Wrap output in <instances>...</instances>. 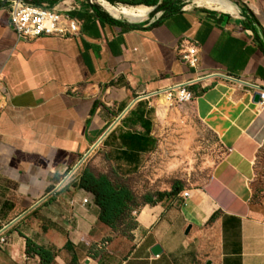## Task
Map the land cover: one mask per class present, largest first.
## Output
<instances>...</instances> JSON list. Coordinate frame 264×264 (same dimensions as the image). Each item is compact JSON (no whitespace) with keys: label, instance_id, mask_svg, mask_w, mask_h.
<instances>
[{"label":"crops","instance_id":"0c3cea01","mask_svg":"<svg viewBox=\"0 0 264 264\" xmlns=\"http://www.w3.org/2000/svg\"><path fill=\"white\" fill-rule=\"evenodd\" d=\"M30 1L72 9L81 33L19 41L0 0V264H43L29 242L54 249L52 264H264L254 201L264 105L253 88L264 87V0H223L235 14L195 0H105L149 8L140 22L99 0ZM188 42L197 69L181 59ZM185 84L223 155L195 187L147 192L155 203L134 212L131 238L114 234L77 184L88 169L135 196L128 182L172 152L162 92Z\"/></svg>","mask_w":264,"mask_h":264},{"label":"rangeland","instance_id":"374dc122","mask_svg":"<svg viewBox=\"0 0 264 264\" xmlns=\"http://www.w3.org/2000/svg\"><path fill=\"white\" fill-rule=\"evenodd\" d=\"M186 5L188 4L181 6ZM157 108L162 116L169 114L164 130L170 134L172 152L164 157L162 169L147 170L133 182H128V187L134 191L135 196L129 191L132 196L129 209L111 228L114 234L128 239L135 228L134 212L143 204L147 192L170 189L176 181H182L183 188L186 189L195 187L206 178L212 166L223 155L219 140L194 118L190 104L166 102L162 97ZM257 172L254 201L258 209L264 211V148L258 157ZM149 178H156L155 183L151 184Z\"/></svg>","mask_w":264,"mask_h":264},{"label":"built area","instance_id":"2783aa9c","mask_svg":"<svg viewBox=\"0 0 264 264\" xmlns=\"http://www.w3.org/2000/svg\"><path fill=\"white\" fill-rule=\"evenodd\" d=\"M10 11V24L19 41H33L45 36H79V24L70 17L72 9L46 7L35 4L30 0H6ZM93 2V1H92ZM182 61L191 68L197 69L200 58L199 48L196 44L189 43L181 49ZM189 84L170 88L162 94L168 102L187 104L192 101L193 95L188 90ZM260 93V104L264 105V87L253 85ZM161 94V93H159ZM187 197V193L184 194ZM86 198L84 203H89ZM0 242L7 243L6 236L0 235Z\"/></svg>","mask_w":264,"mask_h":264},{"label":"trees","instance_id":"16d2710c","mask_svg":"<svg viewBox=\"0 0 264 264\" xmlns=\"http://www.w3.org/2000/svg\"><path fill=\"white\" fill-rule=\"evenodd\" d=\"M111 3V2H110ZM131 6H138V3H128ZM113 5V4H112ZM77 186L95 196L97 205L101 208L100 220L106 226L113 228L116 221L123 216L129 209V203L132 200L131 193L126 188H115L105 177H96L90 170H85ZM173 194L180 192V186ZM162 195H159L161 198ZM144 202L154 204L155 201L150 197H145ZM35 252L42 259L43 264H52L55 260V250L46 247H40L29 242L28 253Z\"/></svg>","mask_w":264,"mask_h":264},{"label":"bare ground","instance_id":"6f19581e","mask_svg":"<svg viewBox=\"0 0 264 264\" xmlns=\"http://www.w3.org/2000/svg\"><path fill=\"white\" fill-rule=\"evenodd\" d=\"M100 3L105 7V9L114 17L116 18H125L126 20H129L131 22H140L143 21L149 14L150 9L143 7V6H138V7H126V6H121V7H115L105 0H99ZM195 3L198 4L199 6L203 5H208V6H216V8L220 11L226 12V13H231L235 14V9L234 7L229 4L226 1L223 0H195ZM165 101H167L166 97Z\"/></svg>","mask_w":264,"mask_h":264},{"label":"water","instance_id":"95a60500","mask_svg":"<svg viewBox=\"0 0 264 264\" xmlns=\"http://www.w3.org/2000/svg\"><path fill=\"white\" fill-rule=\"evenodd\" d=\"M254 99H255V101H259L260 102V93L259 92H257L256 94H255V96H254ZM91 153H92V151L91 152H89L86 156H85V158L81 161V163L79 164V166H81L86 160H87V158L91 155ZM78 166V167H79ZM161 248L159 247V246H155L153 249H152V254L154 255V256H157V255H160L161 254Z\"/></svg>","mask_w":264,"mask_h":264}]
</instances>
